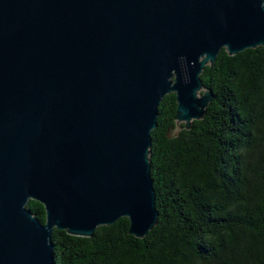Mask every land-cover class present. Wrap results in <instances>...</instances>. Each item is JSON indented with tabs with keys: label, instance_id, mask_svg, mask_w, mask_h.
Listing matches in <instances>:
<instances>
[{
	"label": "water",
	"instance_id": "water-1",
	"mask_svg": "<svg viewBox=\"0 0 264 264\" xmlns=\"http://www.w3.org/2000/svg\"><path fill=\"white\" fill-rule=\"evenodd\" d=\"M263 46L264 0H0V264H53V229L144 237L159 102L188 129L203 67Z\"/></svg>",
	"mask_w": 264,
	"mask_h": 264
},
{
	"label": "trees",
	"instance_id": "trees-1",
	"mask_svg": "<svg viewBox=\"0 0 264 264\" xmlns=\"http://www.w3.org/2000/svg\"><path fill=\"white\" fill-rule=\"evenodd\" d=\"M213 99L188 129L174 95L158 104L147 152L154 226L119 218L88 238L53 229V264H264V46L221 49L199 74ZM25 208L44 223L41 204Z\"/></svg>",
	"mask_w": 264,
	"mask_h": 264
},
{
	"label": "rangeland",
	"instance_id": "rangeland-1",
	"mask_svg": "<svg viewBox=\"0 0 264 264\" xmlns=\"http://www.w3.org/2000/svg\"><path fill=\"white\" fill-rule=\"evenodd\" d=\"M203 91H204V90H201V91L198 93V95H200ZM176 124L178 125V124H182V123H178V122H176Z\"/></svg>",
	"mask_w": 264,
	"mask_h": 264
}]
</instances>
